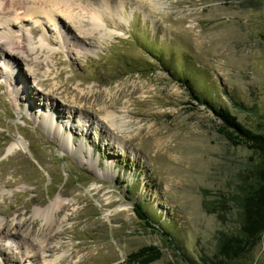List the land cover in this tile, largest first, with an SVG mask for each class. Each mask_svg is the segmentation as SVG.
<instances>
[{
    "label": "rangeland",
    "instance_id": "374dc122",
    "mask_svg": "<svg viewBox=\"0 0 264 264\" xmlns=\"http://www.w3.org/2000/svg\"><path fill=\"white\" fill-rule=\"evenodd\" d=\"M109 1L107 36L90 51L68 44L58 19L34 37L33 21L8 26L35 51L27 65L0 53V264L77 250L84 264H128L147 246L162 252L153 264H264V233L242 256L218 255L222 234L240 231V186L264 156L232 145L212 110L264 133V0ZM99 6L78 4L85 15ZM58 197L68 231L46 239L36 211Z\"/></svg>",
    "mask_w": 264,
    "mask_h": 264
},
{
    "label": "bare ground",
    "instance_id": "6f19581e",
    "mask_svg": "<svg viewBox=\"0 0 264 264\" xmlns=\"http://www.w3.org/2000/svg\"><path fill=\"white\" fill-rule=\"evenodd\" d=\"M79 1L84 2L86 0H6L5 4H3V0H0V15H6L11 19L3 20L0 16L1 57L9 59V61L15 60V63L17 64L21 62L22 64L26 63L27 65V63L31 61L30 58H28V55H33L35 47L31 45L32 41H30V37H28L27 35H23V38L29 44L26 45L20 42L21 46L17 47V45L20 43L17 41V44L15 42V37L10 33H7L8 26L14 25L18 27L15 24H23L27 21H33L36 27L32 29L30 35L34 37V34H39L38 28L43 25V20L48 23H54L55 19H58V21L60 20V23L62 22L66 35L64 37L66 38L68 44L72 43L85 51H90V40L104 39L107 36V33L104 30V26L102 24L105 21L103 19V15L100 13V10H102L101 8L105 6V9H108L111 12V3L109 0H99V10L94 9L92 13H90V11H87V15H85L79 11ZM18 10H22V12L18 13ZM20 14L22 16H19ZM63 20L68 21V24H65V22L63 23ZM44 41L45 39L42 38L41 42ZM49 43L52 44L51 42ZM24 53L27 54V57L25 56L26 58L21 55ZM31 73L35 74V71L31 70ZM75 100L76 99H73V101ZM105 110V108L101 109L102 112H104ZM103 119L107 122H110L112 126L115 124L113 115H111L110 112H107L106 116ZM119 120H121V124H126V120H124L123 118H119ZM130 122L131 121H129V123ZM21 146L22 145L19 144V147ZM66 208L67 204H64L63 199L61 197H58L51 205H49L47 209L42 211V214L36 211L39 215H41L43 221L45 222V225L48 227V232H46V239L54 237L55 233L56 236H60L68 231L61 230V225H59L57 221L58 214ZM64 219L66 222L71 218L70 216H65ZM39 247L42 251L47 248L46 246L44 247L43 244L39 245ZM66 253L62 257L61 261L58 262L59 259L57 258L55 260H47L44 264H59L60 262H66L65 264H84L87 259H90L88 254L80 256L81 250H77L72 253L70 252L68 256Z\"/></svg>",
    "mask_w": 264,
    "mask_h": 264
},
{
    "label": "trees",
    "instance_id": "16d2710c",
    "mask_svg": "<svg viewBox=\"0 0 264 264\" xmlns=\"http://www.w3.org/2000/svg\"><path fill=\"white\" fill-rule=\"evenodd\" d=\"M192 95L199 101L202 100L189 86V81H181ZM189 85V86H188ZM221 125L218 129L234 146H245L254 153L264 156V133L254 132L238 121L230 111L225 108H212ZM238 206L241 208L242 218L240 231L236 235L222 234L219 239L218 255L226 259H234L251 251L258 244L264 233V163L252 170L250 182L240 186ZM138 217L150 228L151 217L144 211L143 206L135 205ZM163 236L170 237V233L163 232ZM162 258L161 250L156 246H147L128 256V264H153ZM225 264V262H221Z\"/></svg>",
    "mask_w": 264,
    "mask_h": 264
}]
</instances>
